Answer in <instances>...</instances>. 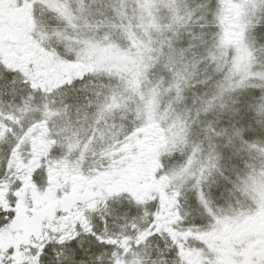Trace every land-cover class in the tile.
<instances>
[{
	"label": "snow or ice",
	"instance_id": "1",
	"mask_svg": "<svg viewBox=\"0 0 264 264\" xmlns=\"http://www.w3.org/2000/svg\"><path fill=\"white\" fill-rule=\"evenodd\" d=\"M0 264H264V0H0Z\"/></svg>",
	"mask_w": 264,
	"mask_h": 264
}]
</instances>
